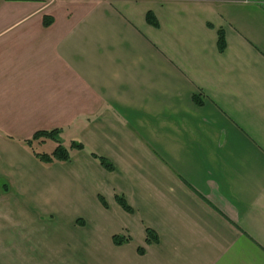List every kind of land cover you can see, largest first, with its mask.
I'll list each match as a JSON object with an SVG mask.
<instances>
[{
  "label": "crops",
  "instance_id": "0c3cea01",
  "mask_svg": "<svg viewBox=\"0 0 264 264\" xmlns=\"http://www.w3.org/2000/svg\"><path fill=\"white\" fill-rule=\"evenodd\" d=\"M0 264H264V0H0Z\"/></svg>",
  "mask_w": 264,
  "mask_h": 264
},
{
  "label": "trees",
  "instance_id": "16d2710c",
  "mask_svg": "<svg viewBox=\"0 0 264 264\" xmlns=\"http://www.w3.org/2000/svg\"><path fill=\"white\" fill-rule=\"evenodd\" d=\"M148 21L154 25L155 27H158V23L155 19H153V16L149 13L148 17H147ZM219 49L221 51L225 50V37L224 34L222 33V31H220L219 33ZM196 102L199 105H202V100H201V96L196 97ZM56 131L53 132H45V131H41V132H37L32 139L27 140L24 142V144L29 147L31 149V151L35 154V157L44 165L46 166H51L57 162H61V163H67L71 160V158L73 157V154L77 151H84L85 150V146L83 144H72L70 148H65L63 145L59 144L58 147L55 149V151L51 154L48 153H40L36 150L35 145H37V142L39 140H41L42 138H51L56 140L55 138H53V134ZM57 141V140H56ZM59 142V141H57ZM91 156L108 172H114L115 168L114 166L107 161L106 159L99 157L98 155L91 153ZM117 203L119 204V206L127 213L129 214H133L134 211L133 209L128 205V203L126 202L125 198L123 197H117L116 198ZM103 205L106 207V203L104 201H102ZM147 244H155L159 242V238L157 236V234L150 230L147 229ZM129 239H126L124 237L121 236H114L113 237V243L116 246H122L125 245L129 242ZM139 254L140 255H144L145 251L144 249H139Z\"/></svg>",
  "mask_w": 264,
  "mask_h": 264
},
{
  "label": "rangeland",
  "instance_id": "374dc122",
  "mask_svg": "<svg viewBox=\"0 0 264 264\" xmlns=\"http://www.w3.org/2000/svg\"><path fill=\"white\" fill-rule=\"evenodd\" d=\"M2 1L3 0H1V2ZM55 146H56V144L53 141H48L47 145H45L43 147H39L37 150L40 153H51L53 151V149L55 148ZM67 146H68V144H67Z\"/></svg>",
  "mask_w": 264,
  "mask_h": 264
}]
</instances>
